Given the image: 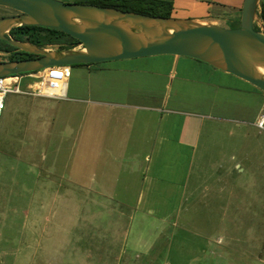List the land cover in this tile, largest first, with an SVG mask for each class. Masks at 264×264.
<instances>
[{"label":"rangeland","instance_id":"obj_1","mask_svg":"<svg viewBox=\"0 0 264 264\" xmlns=\"http://www.w3.org/2000/svg\"><path fill=\"white\" fill-rule=\"evenodd\" d=\"M21 76V91L37 82ZM19 101L30 98L8 93L0 116V264H264V130L205 121L196 155L209 150L193 162L201 182L194 193L180 200L164 175L139 201L137 193L101 194L88 184L76 192L73 153L53 160L41 143L16 136L27 134V112L14 113ZM109 163L100 161L98 173L113 170ZM235 163L241 171L223 172ZM206 171L214 178H202ZM136 238L142 249L133 248Z\"/></svg>","mask_w":264,"mask_h":264},{"label":"crops","instance_id":"obj_2","mask_svg":"<svg viewBox=\"0 0 264 264\" xmlns=\"http://www.w3.org/2000/svg\"><path fill=\"white\" fill-rule=\"evenodd\" d=\"M61 1L87 4L93 0ZM171 1L172 12L180 11L177 18L217 25L227 20L235 23L237 8L240 13L243 3ZM262 9L264 0L259 2V12ZM58 46L45 48L56 50ZM32 89L14 93L30 98L28 104L14 102V113L27 112V134L16 136L30 145L41 143L44 151L53 152V160L59 152L73 153L68 158L76 161V192L88 189V184L101 194L137 193L138 200L143 191L156 190L164 175L170 176L169 184L180 200L194 193L201 182L196 181L193 162L203 161L209 150L201 148L196 155L205 121L258 129L255 123L264 113V94L253 85L203 62L174 55L70 66L61 99L35 95ZM100 161L110 162L108 168L114 169L99 174ZM236 170L241 171L237 163L223 172L233 175ZM207 175L214 178L210 171L201 177ZM132 244L142 249L145 242L136 238Z\"/></svg>","mask_w":264,"mask_h":264},{"label":"water","instance_id":"obj_3","mask_svg":"<svg viewBox=\"0 0 264 264\" xmlns=\"http://www.w3.org/2000/svg\"><path fill=\"white\" fill-rule=\"evenodd\" d=\"M259 2L243 0L238 27L224 28L203 20L148 16L91 4L0 0V6L20 13L0 18V40L19 52L37 56L0 62V77L49 67L174 55L231 74L264 94V25L257 12ZM23 26L58 31L79 43L73 48L46 50L8 37L10 29Z\"/></svg>","mask_w":264,"mask_h":264},{"label":"trees","instance_id":"obj_4","mask_svg":"<svg viewBox=\"0 0 264 264\" xmlns=\"http://www.w3.org/2000/svg\"><path fill=\"white\" fill-rule=\"evenodd\" d=\"M87 4L100 7H111L122 11H130L143 15L158 17H172L173 10V3L171 0H93ZM258 15L264 25V10L262 9L258 13ZM234 24H237L236 27H238L239 19H237ZM12 33H14L15 40L29 42L32 45L42 48L48 45L59 44L57 50H62L73 48L79 43L77 40L64 33L42 27H16L12 29ZM0 43H2V45L4 46V48L0 46V51H10L13 49L15 50V48L11 47L3 41H0ZM80 66L85 65L82 64Z\"/></svg>","mask_w":264,"mask_h":264},{"label":"built area","instance_id":"obj_5","mask_svg":"<svg viewBox=\"0 0 264 264\" xmlns=\"http://www.w3.org/2000/svg\"><path fill=\"white\" fill-rule=\"evenodd\" d=\"M69 67H49L34 72L24 73L27 77L36 80L32 92L35 95L47 98L61 99L65 97V80L68 77ZM22 74L9 77H0V116L4 107V98L8 93H21L18 84ZM255 126L264 130V113L259 115Z\"/></svg>","mask_w":264,"mask_h":264},{"label":"flooded vegetation","instance_id":"obj_6","mask_svg":"<svg viewBox=\"0 0 264 264\" xmlns=\"http://www.w3.org/2000/svg\"><path fill=\"white\" fill-rule=\"evenodd\" d=\"M0 7L7 11V13L0 15V18L12 17V16L20 14L19 12L15 11L13 9L3 7V6H0ZM12 29H14V28H12ZM12 29H10V31L8 33V37L14 39V33H12ZM0 41H2V40H0ZM6 44H8V43H6ZM0 46L4 48V46L1 43H0ZM40 48H42V47H40ZM35 57H37V56L30 55V54L23 53V52L19 53L16 49L15 50L13 49L10 51H0V62L20 61V60L32 59Z\"/></svg>","mask_w":264,"mask_h":264}]
</instances>
